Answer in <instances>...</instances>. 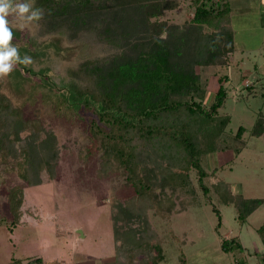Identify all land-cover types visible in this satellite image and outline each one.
<instances>
[{"label":"trees","instance_id":"1","mask_svg":"<svg viewBox=\"0 0 264 264\" xmlns=\"http://www.w3.org/2000/svg\"><path fill=\"white\" fill-rule=\"evenodd\" d=\"M185 1L193 16L183 23H171L169 14L176 13ZM34 6L44 10L39 21L43 34L81 42L89 56L91 41H102L104 56L84 57L69 70L68 85L60 87L49 80L65 91L57 112H89L82 118L90 140L102 151V168L106 171L118 165L126 175L127 196L116 204L122 205L123 215L140 221V228L128 227L132 236L135 231V241L126 247L129 258L161 264L163 240L149 222L150 211L163 210L156 185L162 191L170 188L191 195L190 174L195 169L207 195L213 188L204 182L209 172L202 157L227 149L239 155L247 146L246 127L240 126L235 135L227 134L231 117L220 112L230 80L229 72L222 70L233 64L237 49L231 0H34ZM212 76H218L219 88L209 100ZM29 125L35 132L41 129L38 121L24 119L21 108L0 92V166L35 186L45 179L36 180L35 172L41 171H36L34 147L20 136ZM252 131L264 140L262 113ZM43 143L42 148L48 149L43 170L50 171L58 154L57 142L48 137ZM213 187L223 202L236 207L241 224L264 205V197L236 194L225 180ZM24 194L23 184L8 188L13 219L1 216L0 223L20 222ZM213 209L220 227L221 212L216 206ZM258 231L264 240V225ZM221 247L225 252L244 250L236 237L224 238ZM119 262L116 258L104 264ZM12 264L48 263L34 257L14 258Z\"/></svg>","mask_w":264,"mask_h":264},{"label":"rangeland","instance_id":"2","mask_svg":"<svg viewBox=\"0 0 264 264\" xmlns=\"http://www.w3.org/2000/svg\"><path fill=\"white\" fill-rule=\"evenodd\" d=\"M188 6L182 2L176 13L169 14L171 23H183L192 17ZM231 6L237 37L236 60L229 69L222 70L229 72L230 80L226 84L227 101L220 112L231 117L227 134L235 135L240 126L246 127L247 146L239 155L227 149L202 157L209 172L204 182L213 188L207 195L195 169L189 182L193 194L188 196L170 188L162 191L156 179L163 210L150 211L149 222L163 240L165 259L161 264H228L230 259L236 264H261L264 258V240L258 231L264 225V205L241 224L236 207L223 202L213 187L225 180L236 194L264 197V140L252 131L258 115H264V82L259 78L264 74V27L260 21L264 0H231ZM7 19L13 32L11 44L18 48L22 59L31 57L32 63H17L10 74L0 77V92L21 108L24 119L39 122V132L29 125L20 136L24 143L29 139L34 147L36 171H41L35 172L36 180L40 176L45 180L29 186L16 171L0 166V217L13 219L8 188L25 185L20 222L0 223V264L34 257H42L48 264H104L116 258L120 264H141L142 258L132 262L126 250L135 241V231L133 237L128 227L136 230L140 221L121 211L120 203L128 189L125 172L118 165L106 171L102 168V151L90 140L82 118L89 112H57V103L65 91H59L49 81L60 87L68 85L70 69L95 55L104 56L102 41H91L89 56L81 42H71L65 35L43 34L39 22L25 24L15 15ZM244 78L253 85L247 86ZM218 88V76H212L209 100ZM48 137L57 142L58 154L51 161L50 171H44L43 158L48 149L42 147ZM214 206L221 212L220 227ZM233 237L244 250L224 253L222 240Z\"/></svg>","mask_w":264,"mask_h":264},{"label":"clouds","instance_id":"3","mask_svg":"<svg viewBox=\"0 0 264 264\" xmlns=\"http://www.w3.org/2000/svg\"><path fill=\"white\" fill-rule=\"evenodd\" d=\"M9 15H15L18 20L30 24L42 20L44 10L35 7L34 0H31V2L0 0V77L10 74L17 63L25 66L32 63L31 57L24 56L22 59L18 48L11 44L13 32L7 19Z\"/></svg>","mask_w":264,"mask_h":264},{"label":"crops","instance_id":"4","mask_svg":"<svg viewBox=\"0 0 264 264\" xmlns=\"http://www.w3.org/2000/svg\"><path fill=\"white\" fill-rule=\"evenodd\" d=\"M233 11H234V9H233ZM260 21H261V23L263 24V26L262 27H264V16L263 17H261V19H260ZM232 26H233V22H232ZM234 29V28H233ZM234 31H235V29H234ZM235 33V32H234ZM235 43H236V48H237V37H235ZM236 57V56H235ZM235 60H236V58H235ZM243 61V60H242ZM260 80L262 81V82H264V74H262L260 77ZM245 79V78H244ZM245 82H246V84H247V86H252L253 84L251 83V81H249L248 80V78H246L245 79ZM248 83H250V84H248ZM244 151V150H243ZM224 252V251H223ZM224 253H227V252H224ZM238 254H240V253H238ZM251 255V254H250ZM251 256H256V255H251ZM263 260V259H262ZM222 261V260H221ZM228 261V264H236V263H234V261L232 260V259H230V260H227ZM141 264H147V261H146V259H142V261L140 262ZM80 264V263H79ZM85 264V263H84ZM148 264H151V262H149Z\"/></svg>","mask_w":264,"mask_h":264},{"label":"water","instance_id":"5","mask_svg":"<svg viewBox=\"0 0 264 264\" xmlns=\"http://www.w3.org/2000/svg\"><path fill=\"white\" fill-rule=\"evenodd\" d=\"M79 232L83 235V231H82V229H79Z\"/></svg>","mask_w":264,"mask_h":264}]
</instances>
